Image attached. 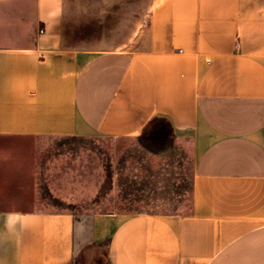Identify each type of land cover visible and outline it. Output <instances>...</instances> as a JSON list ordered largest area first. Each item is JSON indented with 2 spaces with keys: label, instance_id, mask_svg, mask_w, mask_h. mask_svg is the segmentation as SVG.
<instances>
[{
  "label": "crops",
  "instance_id": "crops-1",
  "mask_svg": "<svg viewBox=\"0 0 264 264\" xmlns=\"http://www.w3.org/2000/svg\"><path fill=\"white\" fill-rule=\"evenodd\" d=\"M16 0H0L12 2ZM69 0L0 45V138L136 137L190 158L171 212L0 206V264H264V0H162L133 49L83 48ZM167 147V148H168Z\"/></svg>",
  "mask_w": 264,
  "mask_h": 264
},
{
  "label": "rangeland",
  "instance_id": "rangeland-1",
  "mask_svg": "<svg viewBox=\"0 0 264 264\" xmlns=\"http://www.w3.org/2000/svg\"><path fill=\"white\" fill-rule=\"evenodd\" d=\"M162 0H69L68 20L83 48L133 49ZM34 0L0 3V45L25 46L38 25ZM158 124L136 137L0 138V206L52 205L82 215L171 212L191 201L190 158L170 150ZM168 147V148H167ZM97 264H107L104 252Z\"/></svg>",
  "mask_w": 264,
  "mask_h": 264
}]
</instances>
